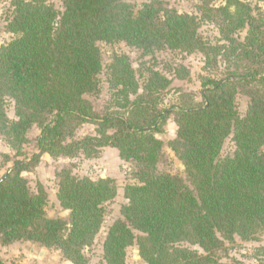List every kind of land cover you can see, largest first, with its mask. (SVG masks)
I'll return each mask as SVG.
<instances>
[{"label":"trees","instance_id":"obj_1","mask_svg":"<svg viewBox=\"0 0 264 264\" xmlns=\"http://www.w3.org/2000/svg\"><path fill=\"white\" fill-rule=\"evenodd\" d=\"M199 1L200 16L165 0L140 8L126 0H64L62 10L50 0H12L7 30L14 37L0 46V135L19 155L36 126L43 153L92 158L113 147L137 167L138 183L125 187L128 202L107 233L100 264H127L132 245L148 264H231L223 261L226 242L264 231V10L243 0ZM203 21L218 27L216 42L200 34ZM100 42H125L142 58L166 49L201 53L202 101L181 91L178 104L161 107L173 79L146 62L136 69L126 53H115L107 74L117 109L100 112L90 99L102 91ZM175 73L184 78L188 70ZM239 95L248 98L244 113ZM8 100L17 119L7 114ZM171 116L177 135L166 143L156 135ZM89 122L96 133L76 138ZM229 138L233 149L224 154ZM166 146L183 162L184 175L159 171ZM40 158L15 159L0 178V241H30L88 264L83 250L94 243L117 184L64 167L57 198L70 214L50 217L45 187L33 190L23 175Z\"/></svg>","mask_w":264,"mask_h":264},{"label":"rangeland","instance_id":"obj_2","mask_svg":"<svg viewBox=\"0 0 264 264\" xmlns=\"http://www.w3.org/2000/svg\"><path fill=\"white\" fill-rule=\"evenodd\" d=\"M57 9H63L64 0H50ZM140 8L148 0H126ZM169 7L177 9L180 13H190L200 16L199 0H165ZM252 4L253 7L259 6L264 10V1L261 0H243ZM223 2L217 1L216 5ZM12 0H0V46L8 43L14 35L7 30L9 19L13 15ZM258 9L255 10L257 13ZM200 34L212 42H216L220 37L218 27L207 21H203L199 30ZM246 30L238 35L243 39ZM103 56L104 69L99 75L102 85V91L99 95L91 96L96 108L104 113L109 105L117 109L114 90H110L107 74V65L112 61L115 53H126L133 66L139 69L141 62L153 65L160 69L173 79L170 88L166 91L161 107H170L178 104L181 91L192 92L196 101H202V84L200 75H205L204 56L201 53L183 52L180 50H162L145 58L141 57V51L135 47L127 45L125 42L108 44L100 42ZM185 67L188 70L187 76L179 78L175 69ZM225 65L220 66V71L224 70ZM176 75V76H174ZM143 80V79H142ZM238 106L244 113L248 106V98L242 95L238 96ZM7 114L11 119H17L15 112V103L8 100L6 107ZM178 126L171 116L168 120L165 132L156 136L166 143L177 135ZM76 138H82L87 134L96 133V125L85 123L77 128ZM41 135V129L34 126L28 132L29 141L22 145L21 154H17L16 149L11 147L7 140L0 135V178L7 172L9 167L14 165V160H25L32 158L33 155L41 156L39 163L31 171H24L23 175L28 179L30 186L36 190L41 184L48 193V203L46 206L47 215L50 217L68 218L70 210L64 209L57 198L59 188L58 171L64 167L72 169L73 173L80 177H90L98 180L100 177H111L115 180L118 193L115 199L105 203L106 213L104 221L97 234L94 243L85 247L83 252L88 258V264H100L104 256V241L107 233L115 220L122 218L121 208L128 202L124 192L127 184L138 183L135 178L137 167L134 162L126 161L120 157L119 150L113 147H104L96 157L88 158L84 154L75 157L58 156L53 157L48 153H43L38 144V137ZM233 149V142L229 138L224 145V154ZM11 160L8 161L7 159ZM159 171L168 172L177 175H184V165L179 157L168 146L165 147L162 159L159 164ZM228 255L223 257V261L231 264H260L264 259V231L256 239L244 240L236 237L233 242H226ZM35 250V251H33ZM127 264H148L139 254L137 245L129 246L126 249ZM0 264H72L63 257L60 250L54 248L41 247L30 241H18L9 245H4L0 241Z\"/></svg>","mask_w":264,"mask_h":264},{"label":"water","instance_id":"obj_3","mask_svg":"<svg viewBox=\"0 0 264 264\" xmlns=\"http://www.w3.org/2000/svg\"><path fill=\"white\" fill-rule=\"evenodd\" d=\"M33 251H35V250H33Z\"/></svg>","mask_w":264,"mask_h":264}]
</instances>
